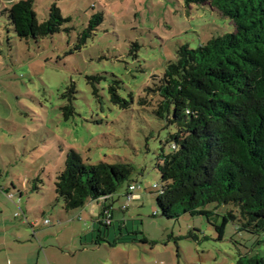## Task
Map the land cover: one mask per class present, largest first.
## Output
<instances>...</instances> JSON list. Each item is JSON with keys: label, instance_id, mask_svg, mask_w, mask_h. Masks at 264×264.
<instances>
[{"label": "rangeland", "instance_id": "1", "mask_svg": "<svg viewBox=\"0 0 264 264\" xmlns=\"http://www.w3.org/2000/svg\"><path fill=\"white\" fill-rule=\"evenodd\" d=\"M18 1L28 0H0V187L14 197L7 199L18 214L13 226L20 222L22 235L35 236L45 264H235L240 255L263 256L264 235L238 231L235 223L218 233L202 215L161 217L155 165L161 151L170 153L166 141L175 130L155 115L156 104H139L180 46L196 49L233 33V23L215 8L185 0H31L39 22L54 5L71 31L21 40L5 12ZM98 15L94 35L76 50L78 35ZM114 81L126 109L109 101ZM69 100L75 114L64 120ZM70 149L91 165L133 168L109 200L108 228L98 222L101 201L65 211L55 199V179ZM131 184L137 198L128 201ZM225 211L218 207L211 222L220 223Z\"/></svg>", "mask_w": 264, "mask_h": 264}, {"label": "trees", "instance_id": "2", "mask_svg": "<svg viewBox=\"0 0 264 264\" xmlns=\"http://www.w3.org/2000/svg\"><path fill=\"white\" fill-rule=\"evenodd\" d=\"M185 3L215 8L235 31L212 37L196 49L180 46L174 61L144 88L139 104H156L155 115L175 130L166 141L170 153L161 151L155 165L162 181L160 187H153L156 206L166 219L202 215L218 233L232 222L238 231L264 235V0ZM5 12L21 40L37 41L71 31L64 27L70 19H64L54 5L42 22L31 0L18 1ZM101 20L98 15L88 22L77 37L76 50L94 35ZM117 84L108 87L109 101L126 109L129 102L119 96ZM62 113L64 120L75 114L72 100ZM132 171L130 164L122 162L88 164L70 149L55 179V199L62 200L65 211L101 201L98 222L108 228L112 223L108 226L103 219L106 213L113 216L109 200ZM210 205L213 210L206 209ZM220 206L226 207L220 223L211 222ZM235 264H264V255H240Z\"/></svg>", "mask_w": 264, "mask_h": 264}, {"label": "crops", "instance_id": "3", "mask_svg": "<svg viewBox=\"0 0 264 264\" xmlns=\"http://www.w3.org/2000/svg\"><path fill=\"white\" fill-rule=\"evenodd\" d=\"M8 198L14 200L7 187H0V264H45L46 257L37 246L35 236L30 238L26 231L22 235L24 224L20 222L13 226L12 217L17 211L7 202ZM18 207L23 213V208Z\"/></svg>", "mask_w": 264, "mask_h": 264}, {"label": "built area", "instance_id": "4", "mask_svg": "<svg viewBox=\"0 0 264 264\" xmlns=\"http://www.w3.org/2000/svg\"><path fill=\"white\" fill-rule=\"evenodd\" d=\"M155 187V186H154ZM138 189L137 186L131 184L129 187H128V192L131 193V194H126V197H127V200L130 201L132 200L133 198H137L135 195H133L132 193H134L136 190ZM126 207H123L122 210H124ZM106 216L104 217L103 219V222L104 224L106 225H110L111 224V221H112V216L110 213H106L105 214Z\"/></svg>", "mask_w": 264, "mask_h": 264}]
</instances>
